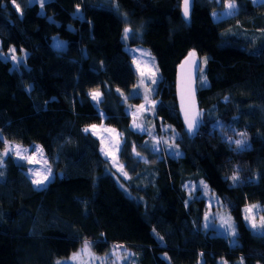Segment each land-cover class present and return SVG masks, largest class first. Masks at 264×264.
<instances>
[{
	"label": "trees",
	"instance_id": "trees-1",
	"mask_svg": "<svg viewBox=\"0 0 264 264\" xmlns=\"http://www.w3.org/2000/svg\"><path fill=\"white\" fill-rule=\"evenodd\" d=\"M15 2L21 14L0 0V50L27 53L20 71L0 55V264H58L82 244L97 254L123 248V264H264V228L250 227L264 218V1L194 0L188 22L181 0ZM229 2L235 13L215 20ZM126 44L148 47L160 71L149 132L130 124L142 97L131 95ZM190 53L199 58L192 138L175 89ZM102 121L121 135L125 188L85 131ZM9 142L40 145L54 170L44 188L3 154ZM227 161L245 163L235 181L220 172ZM218 207L234 221L235 242L210 218Z\"/></svg>",
	"mask_w": 264,
	"mask_h": 264
},
{
	"label": "rangeland",
	"instance_id": "rangeland-1",
	"mask_svg": "<svg viewBox=\"0 0 264 264\" xmlns=\"http://www.w3.org/2000/svg\"><path fill=\"white\" fill-rule=\"evenodd\" d=\"M47 0H43L45 3ZM254 1H264V0H254ZM28 4H34L35 2L39 4L41 0H27ZM16 5H19L15 2ZM20 9V5H19ZM21 14V11L19 10ZM233 13H235L234 9H229L228 5L226 8L220 13L215 12L213 13V17L215 20L220 19L222 17H229ZM52 46L59 50L60 48L63 49L66 46V41L62 40L58 37L52 38ZM125 48L130 52L132 61L133 70L137 73L136 77V84L132 87L131 95L132 96H141V103L138 106L130 111L133 115V119L131 121V127L141 133L149 132L150 129L154 126L153 119L155 116V108L158 103L156 99H154V94L157 88L159 81L161 80L160 71L157 66V60L154 57L153 53L150 51L148 47H144L142 44H135L130 45L126 44ZM1 49V43H0ZM14 50V51H13ZM0 55L4 56V58H9L11 60L12 68L16 71H20L22 68L21 64H24V59L27 55L25 51L21 53H17L14 47H10L5 53H2L0 50ZM91 93V98L93 102L97 104V102L101 99L102 93L99 90H93ZM92 93H97L95 99H93ZM147 97V99H146ZM141 105L144 107L142 108ZM100 114L104 117L105 114L100 110ZM137 125L139 127H137ZM95 126V127H93ZM86 129L90 132L91 135L96 136L100 143V149L102 155L109 160L110 167L112 168V172L117 179L118 183L122 188H125L120 176H126V172L124 167L119 159V151L121 145V135L119 131L114 128L113 126L105 124L103 121L100 123H95V125H90ZM165 129H168L165 127ZM172 136H175V133L171 132ZM233 137V136H232ZM238 140V137L235 136L234 138ZM17 146H19L20 156L16 155ZM10 149V150H9ZM7 151V155L13 153L19 161H23L27 164V172L28 177L33 182L34 180H42L43 182L40 184H33L37 188H44L47 185L48 181L53 176V168L50 164V161L47 159L43 149H41L39 144L32 143L31 145H24L18 143H6L3 149V154ZM26 150V151H25ZM149 154V153H148ZM5 155V154H4ZM24 157V158H21ZM240 165L242 168H245L244 162H238L236 164L231 163L230 161L222 164L220 166L221 174L228 175L231 174L232 176L235 173V166L238 167ZM47 179H44V177ZM202 187V194L208 197V204L215 205L217 202V198L211 196L209 189L204 186L202 183L198 184ZM251 208V207H250ZM254 210L251 208L249 216L254 220ZM210 218H216V222L214 225L216 226L218 232L225 234L231 239L232 241H236V227L234 226L233 219L227 215L225 211H222L220 207L215 208L209 212ZM212 218V219H213ZM250 218V219H251ZM263 218V217H262ZM251 220V221H252ZM253 223V222H251ZM258 229L260 231V224L256 223ZM252 227V225L250 226ZM256 230V228H255ZM85 245L79 247L78 250L72 252L68 255V258L63 260H59L60 264H123L128 260L129 254L126 253L125 249H121L120 247H114L111 249L109 253L106 254H97L91 245H88L87 250H85ZM76 257L73 259V257Z\"/></svg>",
	"mask_w": 264,
	"mask_h": 264
},
{
	"label": "water",
	"instance_id": "water-1",
	"mask_svg": "<svg viewBox=\"0 0 264 264\" xmlns=\"http://www.w3.org/2000/svg\"><path fill=\"white\" fill-rule=\"evenodd\" d=\"M194 0H189V14L184 15V0H181V13L185 22L191 15V10L194 5ZM192 54V53H190ZM185 58L179 66L176 72V100L178 105L180 121L183 124L185 132L188 133L189 137L196 136L199 132V110H198V99H197V76L199 72V58L195 55H190ZM189 121L194 122L195 127L193 130H189ZM134 156L140 157L142 160L147 161L143 156H139L134 153Z\"/></svg>",
	"mask_w": 264,
	"mask_h": 264
},
{
	"label": "snow or ice",
	"instance_id": "snow-or-ice-1",
	"mask_svg": "<svg viewBox=\"0 0 264 264\" xmlns=\"http://www.w3.org/2000/svg\"><path fill=\"white\" fill-rule=\"evenodd\" d=\"M13 3L15 4V0H13ZM41 3H43V0H41ZM235 7H236V5H235L234 2H229V4H228V8H229V9H234ZM16 8H17V10H19V5H16ZM188 14H189V0H184V15H185V16H188ZM127 32H128V29L125 30V35H127ZM13 51H14V50H13ZM190 55H195V54L192 53V54H190ZM92 96H93V99H95L96 96H97V93H92ZM146 99H147V97H146ZM141 107L143 108L144 106L141 105ZM93 127H95V126H93ZM137 127H139V126L137 125ZM188 127H189V130H193L194 127H195L194 122L189 121V125H188ZM87 130H88V129H85V131H87ZM240 135H241V136H244L245 134H244V133H240ZM235 144L239 147V146H241V145L244 144V141H243V140H236V141H235ZM9 150H10V149H9ZM7 151H8V150H6V152L4 153L5 155H7ZM25 151H26V150H25ZM16 155H17V156H20L19 146H17ZM21 158H24V157H21ZM0 166H2V161H0ZM44 179H47V177L45 176ZM232 179L235 181L236 179H238V177L233 176ZM33 182L36 183V184H40V183H42L43 181H42V180H34ZM250 211H251V208L246 209V212H250ZM246 218H248V217H246ZM259 226H260L261 228H264V218H262V222H261V224H260ZM252 227H253V228H256V227H257V225H256L255 222L252 223ZM87 248H88V245L86 244V245H85V250H87ZM75 258H76V257L74 256L73 259H75ZM58 264H60V262H58Z\"/></svg>",
	"mask_w": 264,
	"mask_h": 264
},
{
	"label": "built area",
	"instance_id": "built-area-1",
	"mask_svg": "<svg viewBox=\"0 0 264 264\" xmlns=\"http://www.w3.org/2000/svg\"><path fill=\"white\" fill-rule=\"evenodd\" d=\"M226 140L230 141V138L228 137V138H226Z\"/></svg>",
	"mask_w": 264,
	"mask_h": 264
}]
</instances>
